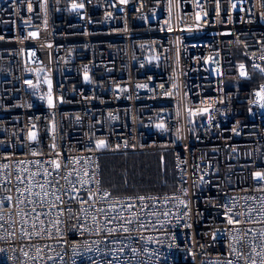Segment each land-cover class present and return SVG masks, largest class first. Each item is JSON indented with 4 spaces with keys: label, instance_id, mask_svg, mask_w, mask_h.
Returning a JSON list of instances; mask_svg holds the SVG:
<instances>
[{
    "label": "built area",
    "instance_id": "1",
    "mask_svg": "<svg viewBox=\"0 0 264 264\" xmlns=\"http://www.w3.org/2000/svg\"><path fill=\"white\" fill-rule=\"evenodd\" d=\"M0 264H264V0H0Z\"/></svg>",
    "mask_w": 264,
    "mask_h": 264
},
{
    "label": "trees",
    "instance_id": "2",
    "mask_svg": "<svg viewBox=\"0 0 264 264\" xmlns=\"http://www.w3.org/2000/svg\"><path fill=\"white\" fill-rule=\"evenodd\" d=\"M238 59H243L239 55ZM263 80L260 72H252L241 87H253ZM163 164L161 165V159ZM102 185L113 195L165 193L176 188L174 157L166 151L103 155L100 158Z\"/></svg>",
    "mask_w": 264,
    "mask_h": 264
},
{
    "label": "rangeland",
    "instance_id": "3",
    "mask_svg": "<svg viewBox=\"0 0 264 264\" xmlns=\"http://www.w3.org/2000/svg\"><path fill=\"white\" fill-rule=\"evenodd\" d=\"M202 119H203V115L195 116V117L193 118V120H194L195 122H200Z\"/></svg>",
    "mask_w": 264,
    "mask_h": 264
},
{
    "label": "snow or ice",
    "instance_id": "4",
    "mask_svg": "<svg viewBox=\"0 0 264 264\" xmlns=\"http://www.w3.org/2000/svg\"><path fill=\"white\" fill-rule=\"evenodd\" d=\"M56 166L59 167L58 164ZM256 175L259 177L261 174L257 173ZM57 199H59V197H57ZM229 223H232V221H229Z\"/></svg>",
    "mask_w": 264,
    "mask_h": 264
}]
</instances>
